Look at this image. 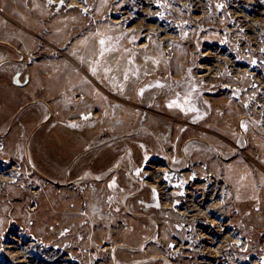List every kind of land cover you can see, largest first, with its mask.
<instances>
[{
	"label": "rangeland",
	"instance_id": "374dc122",
	"mask_svg": "<svg viewBox=\"0 0 264 264\" xmlns=\"http://www.w3.org/2000/svg\"><path fill=\"white\" fill-rule=\"evenodd\" d=\"M55 1L0 0V264H264V0Z\"/></svg>",
	"mask_w": 264,
	"mask_h": 264
},
{
	"label": "bare ground",
	"instance_id": "6f19581e",
	"mask_svg": "<svg viewBox=\"0 0 264 264\" xmlns=\"http://www.w3.org/2000/svg\"><path fill=\"white\" fill-rule=\"evenodd\" d=\"M51 1V3H55V4H62V2L60 3V1H55V0H50ZM75 2V1H74ZM70 3L69 5H67V8H70V9H73V8H79V9H81L82 11H84L85 10V6L83 7V6H80V5H78L77 4V2H75V3ZM122 21V20H121ZM120 22V20H118V21H116V22H114V23H119ZM94 117V115H93V113L92 112H85V113H83V114H81L80 116H79V120L81 121V120H89L90 118H93ZM72 123H75V121L74 122H72ZM76 124V123H75ZM74 128V127H73ZM0 167L1 168H4L3 166H1L0 165ZM165 171H170V169H169V167H167L166 166V169H165ZM163 173V172H162ZM164 174V173H163ZM166 176H169V175H167V174H165ZM171 176V175H170ZM173 177H175V176H173ZM181 177V176H180ZM163 178V177H162ZM166 178V177H165ZM168 178V177H167ZM166 178V179H167ZM172 178V177H171ZM165 179V180H166ZM164 180V179H163ZM169 180V179H168ZM167 181V180H166ZM180 178H179V175H177L176 176V179H175V182L176 183H174V184H172L174 187H176V186H180ZM183 183V182H182ZM171 188H172V186H171Z\"/></svg>",
	"mask_w": 264,
	"mask_h": 264
}]
</instances>
